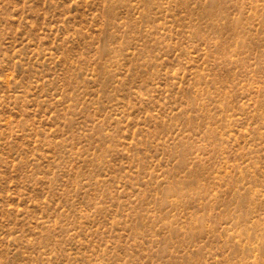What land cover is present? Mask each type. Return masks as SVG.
Returning <instances> with one entry per match:
<instances>
[{
    "label": "rangeland",
    "instance_id": "1",
    "mask_svg": "<svg viewBox=\"0 0 264 264\" xmlns=\"http://www.w3.org/2000/svg\"><path fill=\"white\" fill-rule=\"evenodd\" d=\"M0 264H264V0H0Z\"/></svg>",
    "mask_w": 264,
    "mask_h": 264
}]
</instances>
